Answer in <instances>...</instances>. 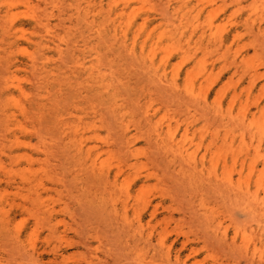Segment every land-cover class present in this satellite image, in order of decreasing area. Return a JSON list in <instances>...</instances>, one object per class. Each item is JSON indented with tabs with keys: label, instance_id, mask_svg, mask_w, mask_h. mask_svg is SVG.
Segmentation results:
<instances>
[{
	"label": "rangeland",
	"instance_id": "374dc122",
	"mask_svg": "<svg viewBox=\"0 0 264 264\" xmlns=\"http://www.w3.org/2000/svg\"><path fill=\"white\" fill-rule=\"evenodd\" d=\"M11 1L18 23L28 21L38 4ZM57 1L48 7L63 14L60 26L56 16L51 19L64 39L57 41L64 55L52 50V61H46L37 45L22 41L15 56L27 60L37 52L42 67L60 65L68 59L67 45L89 33L96 19L103 23L102 67L116 84L118 105L105 96L95 103L92 96L77 112L84 117L79 138L93 149L92 158L99 153L96 164L37 118L27 126L40 135L19 132L20 143L16 136L0 139V149L13 151L2 157L0 169V264H264V209L249 210V201L225 184L229 176L235 183L240 178L241 161L232 150L239 148L242 159L250 152L247 163H258L250 180L253 193L264 168V138L257 159L260 137L254 135L264 123V0H233L229 7L227 0H132L128 12L139 8L131 27L127 19L110 27L108 9L97 14L91 0L77 2L79 17L73 0ZM233 11L239 12L230 16ZM146 15L149 26L140 29ZM26 28L40 40L41 34ZM135 40L132 54L126 46ZM0 56L1 66V48ZM31 78L32 70L18 74L35 94L48 89L33 87ZM149 102L160 109L151 112L152 122L144 109ZM164 114L168 120L156 124ZM18 120L24 122L21 115ZM186 120L194 122L193 159L173 152L166 138L170 122L175 127ZM108 168L109 177L101 175ZM248 173L247 167L243 174ZM224 233L228 244L220 242Z\"/></svg>",
	"mask_w": 264,
	"mask_h": 264
},
{
	"label": "bare ground",
	"instance_id": "6f19581e",
	"mask_svg": "<svg viewBox=\"0 0 264 264\" xmlns=\"http://www.w3.org/2000/svg\"><path fill=\"white\" fill-rule=\"evenodd\" d=\"M37 1L38 4L35 5V8L29 20L23 23H18L17 16L11 14L12 7L15 5V2L11 0H0V34L2 40L0 42V48L5 53L6 59L4 64L0 66V139L8 141L11 140L12 137L16 136L15 141L20 143L21 141L18 136L19 132L36 133L40 135V131L37 129V127L33 126V128H31L27 126L28 121H35L34 118H37L39 123L47 121L46 123L49 130H53L56 137L62 143L66 145L70 144V142L71 144H75L74 147L78 153H85L87 157L93 162V164H96V161L100 157L99 153L96 157L92 158L94 155L93 149H86V147L84 146L86 140L83 138H79L81 129L80 126L84 123V117L78 115L80 113L77 114V112L79 111L80 106L84 105L86 101H91L90 99H92V96H95V103L99 101L100 97L102 98L105 96L106 98H109L112 107L113 104L115 108L118 105V103L116 102L115 92L116 84L113 80V77H110V75H108V73L105 72L102 67V53L100 42L103 40L101 29L103 23L99 24L97 23L96 19H93L91 21V30L90 27L88 29L89 33L88 31L82 32L79 37H76L67 45L68 59L65 62L63 61L62 64L56 66H47L45 62V65L42 67L40 64V56L37 54L43 52V59L46 61H52V57H47L50 51L56 50L58 51L60 56H63L65 53V50L62 47V43L57 42L58 40L62 41L63 37L59 38L55 33V25L53 26V22L51 19L52 17L56 16L59 20V23H57L56 26H60V22H62L61 17H63V14L61 12L59 15H54L52 12H49V4L51 7L55 4L58 6L61 3L60 1ZM168 1L171 2L172 0ZM190 1L191 0H188V2ZM77 2H79V0H73V2L71 3V5L74 6L73 12H76L77 10L75 15L72 14L74 15V17H79L81 14L80 7H82V4L79 5L81 0L78 4ZM188 2H185L186 8L189 7ZM233 2V0L231 2L230 0H227V3H229L228 7L230 5L232 6V4H234ZM89 3L92 4L90 6H94L97 8V14L99 15L103 11L104 13H106V10L108 9L105 21L107 20V22H109L110 27L115 26L118 21L120 23H124L125 19H127L128 27L135 25L137 19L136 14L138 11L137 8L139 7H136L135 11L133 10L129 13L128 10L132 7V0H91ZM183 6L184 4L181 5L180 8H183ZM238 12L239 11H233L230 16H235L238 14ZM77 13L78 15H76ZM149 15L144 16L140 29H145L149 26L148 24L151 21V16ZM263 17L264 14L262 13L261 18L263 19ZM70 18L72 19L73 17ZM27 26H30V29L33 31V35L41 34L40 40L38 39V41H36L33 36H28L29 33L28 29L26 28ZM123 35L124 38L127 39V31H125ZM151 35L152 32L148 34L147 39H149ZM159 38L162 39V35H160ZM22 41H29L30 43H34L35 45H37L35 47H38L37 51L40 50L41 52H34L37 54L29 53V58L27 60L18 59V57H16L14 53H16V49H19L18 46L22 43ZM92 41H94L95 43L92 44ZM147 41H145V43ZM135 43L136 40L134 41L132 47H129L126 44V49L128 52L136 54ZM144 48L145 45L142 47L143 53ZM174 50L175 49L166 50L165 53L167 54V59H171ZM155 57L156 53H154V50H152L149 54L152 66L155 65ZM0 58L2 57L0 56ZM162 62H164V66H166V64L168 63L165 60ZM24 69L33 71V75L35 78L29 79L33 87L42 89L45 85H49L48 89L44 92L36 94L32 90H28L23 85L21 80L18 79L19 72ZM158 69L160 70V68ZM158 69H153V72L161 79V77L163 76H161ZM63 75L65 76V78H63ZM163 75H165V73ZM179 75L180 68H176V71L173 75V80H175ZM191 80L193 81V83L196 81L194 78H192ZM65 86L68 87L65 88ZM16 92H18V95L16 94ZM188 92L191 93L190 90H188ZM95 103L91 105L92 108L96 107ZM45 108H47L46 112L43 113ZM144 109L147 113V119L151 122L154 118V116H151V112L155 111V113H157L158 110L160 111L159 108L154 110L153 103L150 102L146 103ZM19 115L23 117L24 122L18 120ZM167 120V114H164L160 119L156 121V124H160L162 121L166 122ZM122 123H124V121ZM172 125V122L168 124V128L166 130V138L168 141H170L173 152H179L180 157L184 158V155L186 154L189 159H193L194 153L192 152L194 151L191 152V149L194 146V143L192 142L194 141L195 137V134L193 133L194 122L186 120L182 123L178 122L175 127H173ZM249 125H253V123ZM256 128L257 130L256 132H254V135H258L260 137V139H258L259 143L256 147V153L259 154L262 139L264 138V123L257 125ZM130 140L132 139H127V143H129ZM198 147L199 146H197L195 150L196 152ZM0 150L2 151L0 157V169H3L4 162L2 157L4 155L11 157L13 151L8 152V150L3 145H1ZM232 151L234 152L233 156L235 157V161L237 163L241 161L239 172L240 178L238 182L235 183L233 177L229 176L228 178H226L225 184L234 189L239 198L245 199V201H249L246 208L251 211H257L258 209L263 210L264 197H260V193L262 191L264 192V168L259 171L258 178L256 180L257 190L253 193V191L251 190L250 180L254 177V173L258 170V163L256 160H253L250 164L247 163L250 159V152L247 153V155L242 159L240 158L241 151L239 148ZM206 155L204 154L202 156V160H204ZM259 157L260 154L257 156V159ZM224 158V165L227 166V157L224 156ZM29 159L31 160L32 158L30 157ZM247 167L249 169V173L244 176L243 173ZM110 173L111 168H108V170H106L105 173L102 172L101 175H106L107 177H109ZM235 239L236 237L233 238L234 241ZM228 241V234L224 233L223 237L220 238V242H225L226 244H228Z\"/></svg>",
	"mask_w": 264,
	"mask_h": 264
}]
</instances>
